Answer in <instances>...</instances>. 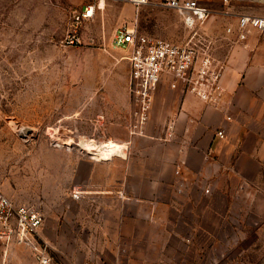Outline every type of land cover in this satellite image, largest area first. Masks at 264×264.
Listing matches in <instances>:
<instances>
[{
  "label": "rangeland",
  "instance_id": "374dc122",
  "mask_svg": "<svg viewBox=\"0 0 264 264\" xmlns=\"http://www.w3.org/2000/svg\"><path fill=\"white\" fill-rule=\"evenodd\" d=\"M94 1L0 0L2 191L11 189L12 196L5 193L19 204L42 207L44 223L54 227V238L65 251L46 241L64 264H96L87 232L77 231L75 215L82 202L90 214L91 202L103 197L96 193L98 184L91 174L95 163L111 160L103 158L106 142H125L110 132L107 111L112 106L109 97L121 91V83L127 85L130 71L126 47L114 41L118 26L137 17L143 34L190 43L218 57L225 48L224 30L237 17L211 14L191 29L175 10L155 2L136 16L130 3L102 0L95 16L79 24L80 41L68 42L74 12ZM242 4L237 2L235 11ZM213 5L220 10L222 0ZM92 95L99 99L92 101ZM115 125L122 130L121 123ZM88 141L105 147L93 154L83 147ZM128 151L129 145L125 155ZM236 204L225 221L210 224L215 237L194 239L188 250L177 243L182 253H173L166 264H264V174L243 190ZM79 234L84 235L80 248Z\"/></svg>",
  "mask_w": 264,
  "mask_h": 264
},
{
  "label": "crops",
  "instance_id": "0c3cea01",
  "mask_svg": "<svg viewBox=\"0 0 264 264\" xmlns=\"http://www.w3.org/2000/svg\"><path fill=\"white\" fill-rule=\"evenodd\" d=\"M207 1L214 7L215 0ZM235 2H243L238 13L264 14V4L249 0H222V7L236 12ZM234 22L236 27L237 17ZM223 38L218 58L224 62L225 92L218 102H208L166 75L139 130L133 126L138 116L129 75L127 85L121 83V91L109 97V130L128 143L129 151L125 155V142H106L103 158L111 160L95 163L91 174L103 197L91 202L90 214L82 202L74 221L80 225L77 231L87 232L96 264L171 263L173 253H182L177 245L188 250L194 239L215 237L210 224L225 221L243 190L264 174V30L238 38L236 30L225 29ZM98 99L92 95V101ZM119 149L123 156L114 158ZM63 225L60 221L59 228ZM39 232L65 251L50 222ZM77 236L80 248L84 235ZM0 264L37 262L31 246L6 247L0 239Z\"/></svg>",
  "mask_w": 264,
  "mask_h": 264
},
{
  "label": "built area",
  "instance_id": "2783aa9c",
  "mask_svg": "<svg viewBox=\"0 0 264 264\" xmlns=\"http://www.w3.org/2000/svg\"><path fill=\"white\" fill-rule=\"evenodd\" d=\"M130 3L139 10L152 2L175 10L187 28H195L209 15L215 13L236 14L237 23L227 27L238 38H245L253 30H264V14L232 12L228 7L216 10L207 0H115ZM264 4V0H249ZM102 0L87 3L73 14V33L68 42L80 41L79 24L95 16L102 7ZM228 3L229 0H224ZM131 22V25H129ZM114 41L124 45L130 61L129 90L136 103L135 114L139 122L133 126L141 128L148 120L153 95L164 76L170 75L183 83L185 88L208 102H218L224 92V62L209 51H201L190 43H180L167 38L143 34L139 31L137 17L123 21L117 28ZM19 130L25 133L21 126ZM221 137L225 131L218 130ZM127 144V143H126ZM128 147V145L125 147ZM79 195V194H78ZM45 222V213L35 203L19 204L0 190V239L6 247L27 244L31 246L37 264H64L56 259L48 242L38 237Z\"/></svg>",
  "mask_w": 264,
  "mask_h": 264
},
{
  "label": "bare ground",
  "instance_id": "6f19581e",
  "mask_svg": "<svg viewBox=\"0 0 264 264\" xmlns=\"http://www.w3.org/2000/svg\"><path fill=\"white\" fill-rule=\"evenodd\" d=\"M27 131V130H26ZM25 132V130H24ZM25 134V133H24ZM88 152H91L93 154H100L102 150L104 149V144L103 145H98L94 141H88L84 144L83 146Z\"/></svg>",
  "mask_w": 264,
  "mask_h": 264
}]
</instances>
